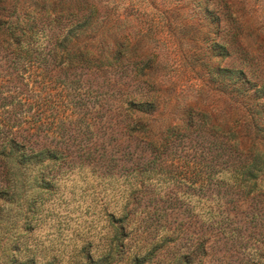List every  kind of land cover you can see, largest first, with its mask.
Masks as SVG:
<instances>
[{
  "label": "rangeland",
  "instance_id": "obj_1",
  "mask_svg": "<svg viewBox=\"0 0 264 264\" xmlns=\"http://www.w3.org/2000/svg\"><path fill=\"white\" fill-rule=\"evenodd\" d=\"M71 1L0 0V9L48 10L46 34L36 37L48 45L60 28L55 12L96 6L107 26L80 39L83 47L114 56L123 46L124 64L139 66L67 73L53 59L61 53L46 51L54 74L66 72L67 82L17 93L29 100L14 132L59 159L20 165L17 153L0 168V179L12 180L0 195V264L54 256L72 264L86 246L99 255L113 232L112 215L128 217L129 232L139 237L177 240L157 264L188 255L197 241H207V264H264V180L255 185L234 173L253 147L250 138V152H264V133L250 134L239 104L208 77L211 65L243 71L248 86H264V0ZM215 43L227 57L212 58ZM6 55L0 52L1 65L10 63ZM147 98L158 107L151 115L128 105ZM39 111L42 118L31 116ZM205 113L226 136L211 131ZM219 140L238 144V153L222 155Z\"/></svg>",
  "mask_w": 264,
  "mask_h": 264
},
{
  "label": "trees",
  "instance_id": "obj_2",
  "mask_svg": "<svg viewBox=\"0 0 264 264\" xmlns=\"http://www.w3.org/2000/svg\"><path fill=\"white\" fill-rule=\"evenodd\" d=\"M85 3L83 4L85 5ZM74 8L69 4L67 9H61V11L67 10L68 16L73 15L66 22L62 18L67 15L55 12L59 17L54 21L58 22L60 28L59 32L50 36L48 45L39 44L38 39H36L40 32L46 34L47 24L43 22L46 23V18L49 17L50 12L48 10L45 15V13H38L36 10L24 13L18 9L12 12H5V10L0 9V52L7 53L6 57L10 60L9 64H0V168H9L10 156L17 153L22 154L18 159L20 165L31 163L35 158L37 163L47 159H59L56 152L36 149L33 145H30L32 144L30 138H24L14 132L15 128L18 130L22 126H19L18 114L24 111L28 104L27 100H29V98L24 97L19 99L18 94L26 93L31 84L36 88L53 83L57 84L61 81L66 84L67 81L61 79L63 73L66 75V72L81 71L82 74L88 69L102 72L108 68L119 71L127 70L128 67L138 68L139 66L136 60L128 61L130 64L127 66L124 64L125 60L122 61L123 46L118 48L114 56H104L102 49L99 51L101 55H97L93 48L83 47L84 44L79 40L87 35L89 36L90 33H98L104 29L107 26V17L93 5H86L84 8L76 9L77 12L68 13ZM78 41L79 43H76ZM46 51L61 53L60 57L53 56L55 61H52L56 62L57 59H60L58 67L66 72L54 74L55 69L51 67V59L44 55L47 54ZM211 53L212 58L228 56L226 47L217 43L211 49ZM26 73L29 75L26 76ZM39 74L42 76L41 81L35 80V77ZM208 77L212 80V83H217V87H221L219 90L223 95L232 97L233 103L237 102L239 104L236 106L240 110V121L244 122V126H246L249 133L251 134L253 131L257 135L263 134L264 86L260 88L256 85L248 86L250 81H248L243 71L222 69L211 65L208 66ZM80 80L81 78L78 79V83ZM36 100L40 101L39 99ZM128 105L135 112L142 115H151L158 109L154 101L148 98L146 101L132 99ZM40 111L31 116L33 118L41 116ZM204 116L207 120L209 119L208 113H205ZM41 121L39 119L36 123ZM207 122L210 124L211 131L214 130L215 134L222 131L226 136L225 130L219 124H211L209 120ZM250 139L252 140L249 142L253 146L252 149L255 147L256 138L252 137ZM219 143L222 155H225L228 150L238 153V144V147L236 145H226L224 140H219ZM28 147L32 151L30 154L27 152ZM250 150L246 153L244 160L241 161V165L235 168L234 173L245 175L246 182H253L257 185L261 178L264 180V152L259 153V148L253 150L251 152L256 151V155L251 158L249 156ZM7 177L0 179V195L2 196L7 194L12 187V180ZM42 188H47V183L44 182ZM110 224L113 232L106 245L103 246L101 253L97 255V251L94 252L91 246H86L74 254L72 264H157L160 255L167 253L170 245L177 242L174 237L169 235L155 241V237L152 235L139 237L137 234L129 232L128 217L126 216L116 218L112 215ZM164 228L167 227L164 226ZM168 231L170 230L168 229ZM206 245L207 241H197L190 246V248L194 247L192 252L188 255L182 252L175 253L173 257H170L171 259L167 264H207L206 258L210 255V250ZM12 263L39 264L35 259H30L27 262H20L15 259ZM41 264H59V258L54 256Z\"/></svg>",
  "mask_w": 264,
  "mask_h": 264
}]
</instances>
